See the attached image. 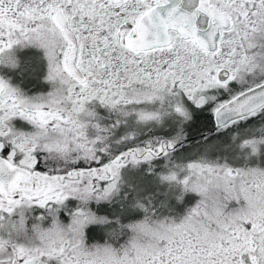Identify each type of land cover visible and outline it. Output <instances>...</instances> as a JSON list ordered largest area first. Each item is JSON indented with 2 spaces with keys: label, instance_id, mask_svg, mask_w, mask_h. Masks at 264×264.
<instances>
[{
  "label": "snow or ice",
  "instance_id": "6c2138e0",
  "mask_svg": "<svg viewBox=\"0 0 264 264\" xmlns=\"http://www.w3.org/2000/svg\"><path fill=\"white\" fill-rule=\"evenodd\" d=\"M0 264H264V0H0Z\"/></svg>",
  "mask_w": 264,
  "mask_h": 264
}]
</instances>
